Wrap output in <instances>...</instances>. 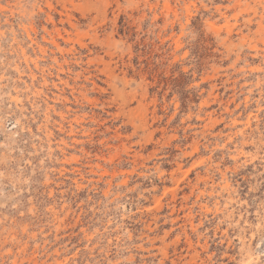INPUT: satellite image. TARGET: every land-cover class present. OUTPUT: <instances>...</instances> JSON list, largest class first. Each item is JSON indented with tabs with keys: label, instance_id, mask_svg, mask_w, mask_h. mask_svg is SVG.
I'll list each match as a JSON object with an SVG mask.
<instances>
[{
	"label": "rangeland",
	"instance_id": "rangeland-1",
	"mask_svg": "<svg viewBox=\"0 0 264 264\" xmlns=\"http://www.w3.org/2000/svg\"><path fill=\"white\" fill-rule=\"evenodd\" d=\"M0 264H264V0H0Z\"/></svg>",
	"mask_w": 264,
	"mask_h": 264
}]
</instances>
